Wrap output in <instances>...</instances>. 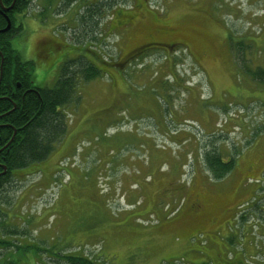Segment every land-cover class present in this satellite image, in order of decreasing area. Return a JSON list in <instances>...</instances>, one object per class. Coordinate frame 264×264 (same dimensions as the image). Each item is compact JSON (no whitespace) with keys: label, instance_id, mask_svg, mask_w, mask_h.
Listing matches in <instances>:
<instances>
[{"label":"rangeland","instance_id":"obj_1","mask_svg":"<svg viewBox=\"0 0 264 264\" xmlns=\"http://www.w3.org/2000/svg\"><path fill=\"white\" fill-rule=\"evenodd\" d=\"M58 1L29 0L20 13L11 44L23 60L44 36L63 42L57 26L67 16L54 15ZM132 5L139 20L120 39L110 10L101 43L86 37L84 60L102 75L81 83L79 99L61 107L63 138L1 189L7 242L0 264H66L62 254L101 264H264L263 221L253 213L260 208L264 217V176L255 167L245 172L264 165V84L244 68L264 67V0ZM157 26L184 36L123 67L112 63ZM56 71H34L35 82L52 84ZM213 150L225 161L235 156L224 178L214 179L202 163ZM181 190L186 198L176 194ZM198 192L210 199L212 219L182 226Z\"/></svg>","mask_w":264,"mask_h":264},{"label":"trees","instance_id":"obj_2","mask_svg":"<svg viewBox=\"0 0 264 264\" xmlns=\"http://www.w3.org/2000/svg\"><path fill=\"white\" fill-rule=\"evenodd\" d=\"M0 2L3 6L9 7L12 0H0ZM28 3L29 0H15L12 10H23ZM90 7L87 12L92 14L95 6ZM5 20L0 15V28L6 25ZM4 45L6 47H0L4 54V58L0 60V96L7 95L9 100L0 101V113L10 108L12 101H15L17 108L14 113L0 115V122L5 123L0 125V173L3 170L2 166L5 167V173L0 175V189L9 183L15 171H23L28 165L41 162L49 155L55 144L66 133V126L60 118L63 116V111L57 108L67 106L79 99V96H75L77 82L73 73L76 63L71 62L66 63L53 88L39 93L36 91L25 93L26 95L23 92L24 98L21 99L22 90L16 89L15 84L19 82L22 88L28 86L31 64L20 60L8 40H4ZM244 68L249 79L264 84V67L245 66ZM74 69L76 72L80 70L85 82L102 75L101 70L88 60H83L80 69L77 66ZM18 110L20 112L15 114ZM10 139L9 144L5 146ZM4 146L5 148L1 150ZM234 157L225 161L218 152L205 151L202 155V163L214 179H221L234 168L236 161ZM58 253L51 252L54 256ZM62 256L66 264H101L96 259L92 260L81 255L62 254Z\"/></svg>","mask_w":264,"mask_h":264},{"label":"flooded vegetation","instance_id":"obj_3","mask_svg":"<svg viewBox=\"0 0 264 264\" xmlns=\"http://www.w3.org/2000/svg\"><path fill=\"white\" fill-rule=\"evenodd\" d=\"M14 1L15 0H12V3L10 4L9 7H6V5L3 6L0 2V15L6 19L5 20L6 25H7V22H9V25H10L9 29L6 32H0V37H2L0 38V47H6L4 45V40H8L10 47H13L11 44V39L17 36L19 32L21 31L20 24H22V19H18V18L22 10H16V11L12 10L14 7L13 6ZM49 1L52 2V0H49ZM51 2L49 3V5H47L45 9H47L51 5ZM61 2L63 4L62 9H61ZM83 2L84 0H61V1L59 0L58 2H56L59 6L57 4L55 5L54 15L56 17L67 16L66 20L62 24H59V26H57V29L59 30L58 32L63 33V36H64V39H62L63 42H59L58 40L52 37L50 38L49 36L42 37L41 39L34 42V44L32 42L33 47H35V49L33 51L31 59L29 60H23L22 56L15 50L22 62H29L31 64V75L28 81V86L25 88H22L19 82L15 84L16 89L22 90V93L20 94L21 99L24 98L22 96L25 93H30V92L34 93L35 91L39 93V92H43L44 90H49L53 88V86H55L56 81L59 78L60 72L63 70L66 63L67 64L69 62L73 64L76 63L77 68L78 69L81 68V64L83 60L85 59V57L82 54V50H83L82 46H84L85 43H87L86 37L90 38V40L91 39L95 40V43H94L95 45L96 43L100 44L101 43L100 40H102L103 35L104 34L106 35V31L105 29L103 30V23H102L103 21L102 17L105 14V12L110 10L109 13H111V15L116 14L115 24L122 26L121 32L118 34L120 35L118 39H120L124 33L130 32V30L133 28L135 24H137L139 20V18L136 17V14L134 13L132 9L133 7L132 0L131 2L129 0H118V1L117 0H95L94 2H90L92 3L93 7L95 6L93 8L94 10L92 14L91 12H87L88 10H86V9H90L91 8L90 6L86 7V5L83 4L80 10V5ZM119 2L122 3L123 5L119 4ZM126 2H128V4L127 6H124ZM130 3H131V6H130ZM75 4H77L78 9L77 7H75ZM105 5H107L108 7L105 8L104 7ZM70 8L74 9L72 16L71 14L67 15L69 12L68 10H70ZM43 13L44 12H42L40 15H43ZM40 15L36 14V18L41 19ZM5 26L1 27L0 30L5 28ZM145 30L147 32L145 34L141 32V37L142 39L145 38L146 40L133 45L132 46L133 48H131L130 50L128 49L129 52L127 51L124 57L119 58L118 61L112 60V63L115 64V66L123 67L129 64L128 60L131 61L133 59H136L137 57H140L141 55L149 51H158V50L153 49L155 47L164 48L166 45H168L169 47H172L174 44L178 42V40L182 39V37L184 36L180 32L179 33H177L176 31L174 32L172 29H167V28H164L163 26L151 27ZM98 31H99V37L94 38V34H96V32ZM150 33H155V34L148 36ZM152 39L153 41H150ZM2 52L3 51L0 50V60L1 58H4V54H2ZM92 53L96 54L95 52H92ZM88 61L92 63L91 60H88ZM94 61L97 62L95 59ZM98 62L101 63V61H98ZM93 65L96 66L95 64ZM76 66L74 65L73 67V73H75L74 79L77 82L75 96H79L78 86L85 81L83 80V77L80 74V70L76 72V69H74ZM55 67L57 68V71H56L57 76L54 79V81L52 79L53 81L52 84L45 85V84H37L35 82L34 71H36L37 73L45 72L46 74H48L52 72L53 70H55ZM3 100H9V98H7V95L0 96V101H3ZM16 106L17 105L15 101H12L11 107L3 111L2 113H0V115H7L9 113H14L17 108ZM57 109L61 110V108H57ZM19 112L20 110H18V112H16L15 114H18ZM3 124L5 123L0 122V125H3ZM14 134L15 133H13V135ZM10 141L11 139L7 142L5 146H7ZM5 146L2 147L1 150L5 148ZM253 167H255L256 170L259 169V171L257 172L255 171L258 174L251 173V175L256 174L257 176L258 175L264 176V165H261V166L251 165L250 167L247 168L245 172L246 173L252 172ZM14 173L12 174V177L17 175L16 172ZM243 190L244 189H242V191ZM250 194L251 193H249L248 195ZM183 207L184 205L181 206V208H178L177 210L174 211L172 215L173 216L172 219L177 214H179V212L182 210ZM212 208H213V205L211 204L208 196L206 194L205 196H202L201 192H198L190 208V216L188 218L183 219L181 221L182 223L181 225L183 226L184 224L192 223V225L196 224L197 226H201L206 221L212 219L211 217ZM261 212L262 210L260 208H255L253 210L254 215H256V217L261 219V221H263L262 226H264V217L261 215L262 214ZM225 219L227 222L228 217H226ZM198 233H203V232H198ZM6 242L7 241L4 240V236H0V244L1 243L4 244ZM0 246L4 247V245H0Z\"/></svg>","mask_w":264,"mask_h":264},{"label":"crops","instance_id":"obj_4","mask_svg":"<svg viewBox=\"0 0 264 264\" xmlns=\"http://www.w3.org/2000/svg\"><path fill=\"white\" fill-rule=\"evenodd\" d=\"M166 178H168L169 180H172V181H174V179H175V176H171V175H169L168 177H166ZM158 179H152L151 181H149V183L148 184H150V183H153L154 181H157ZM158 186H160V183L158 184ZM157 186V187H158ZM185 189L187 190V186H185ZM186 190H181V191H177V195H180V198H186Z\"/></svg>","mask_w":264,"mask_h":264},{"label":"water","instance_id":"obj_5","mask_svg":"<svg viewBox=\"0 0 264 264\" xmlns=\"http://www.w3.org/2000/svg\"><path fill=\"white\" fill-rule=\"evenodd\" d=\"M10 25H9V22H7V25L5 28H3L2 30H0V32H6L8 29H9ZM2 172L0 173V175H3L5 173V167L2 166Z\"/></svg>","mask_w":264,"mask_h":264}]
</instances>
